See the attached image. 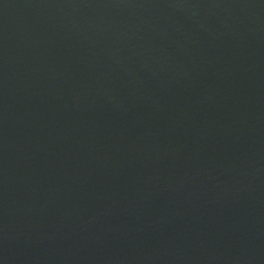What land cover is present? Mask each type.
<instances>
[{
  "label": "water",
  "instance_id": "1",
  "mask_svg": "<svg viewBox=\"0 0 264 264\" xmlns=\"http://www.w3.org/2000/svg\"><path fill=\"white\" fill-rule=\"evenodd\" d=\"M0 264H264V0H0Z\"/></svg>",
  "mask_w": 264,
  "mask_h": 264
}]
</instances>
